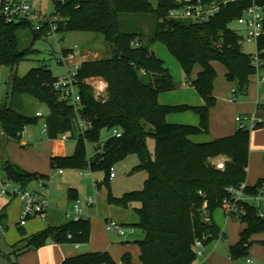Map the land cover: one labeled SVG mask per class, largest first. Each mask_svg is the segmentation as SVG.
Instances as JSON below:
<instances>
[{"label": "trees", "instance_id": "1", "mask_svg": "<svg viewBox=\"0 0 264 264\" xmlns=\"http://www.w3.org/2000/svg\"><path fill=\"white\" fill-rule=\"evenodd\" d=\"M176 6L175 0H159L156 8L149 0H54V15L58 19L40 30H35L31 23H9L0 16L1 66L14 68L32 52L31 48H20L22 31L30 32L34 40L47 37L52 27H56L55 33L91 32L104 36L110 44L111 56L83 62L78 76L84 115L92 120V129L84 134L78 132L74 110L53 89L58 77L47 66L34 68L21 78L12 77L8 98L0 108V125L8 138L20 140L25 128L41 118L23 114L22 96L28 94L45 103L50 110L46 117L48 137L57 140L60 135L73 132V139L77 140L74 154L52 158L53 166L102 171L105 175L97 183L98 188L110 185L117 162L137 155L139 164L134 171H145L148 175L144 188L127 192L121 198L109 194V202L123 208L138 204L134 208L139 219L135 226L144 233V238L136 241L141 264H195L198 261L195 241L200 239L207 245L220 236L219 227L212 221L213 213L220 208L228 187L246 183L249 166L251 131L238 130L233 136L207 143L189 139L210 131V111L217 104L215 62L223 64L226 79L236 84L241 95L249 90L250 78L255 74L251 55L243 51L240 36L229 28L248 4L231 3L203 24L169 19L170 9ZM122 15L154 17L153 32L145 37L139 31H123ZM159 43L179 62L187 82L197 90L204 105L170 106L159 102L160 94L178 88L165 62L153 52L154 45ZM259 50L264 60V36L259 41ZM196 65L201 71L192 80ZM91 82L106 84L108 96L104 100L95 98ZM187 111L199 116L198 127L167 122L168 115ZM114 129L122 133L121 137L112 135L88 158L86 143H99L103 130ZM150 137L156 140L154 155L147 145ZM222 155L229 159L225 170L209 162L210 158ZM3 177L23 189L45 178L10 164L4 165ZM263 189L264 180H260L255 186H247L246 193L257 196ZM242 208L245 215L240 220L246 227L239 242L230 247L233 260L247 256L253 237L264 234L259 208L248 202H243ZM206 215L210 222L205 221ZM6 218L5 209L0 210V225L7 230L3 224ZM19 230L26 236L22 226ZM90 235L91 222L87 218L50 226L23 239L26 244L17 257L51 242L86 243ZM121 260L123 264H132V255L126 253ZM61 264L118 263L108 252H91L67 258Z\"/></svg>", "mask_w": 264, "mask_h": 264}, {"label": "rangeland", "instance_id": "2", "mask_svg": "<svg viewBox=\"0 0 264 264\" xmlns=\"http://www.w3.org/2000/svg\"><path fill=\"white\" fill-rule=\"evenodd\" d=\"M32 2L34 4V9L40 10L44 15H54V0H32ZM149 2L154 8L159 4V0H149ZM120 20L123 31H139L144 33L145 37L151 35L156 23L155 18L148 15H122ZM229 28L232 30H239L240 25L237 22H232L230 23ZM19 42L22 50L31 48L32 52L29 53L24 61L20 62L18 66L14 68L0 65V108L8 98L13 76H18L20 78L24 77L30 70L40 66H47L52 70L55 77L59 78L65 75L67 72L66 61L60 62L59 60L62 57V52L67 55L66 50H79L83 56V62L105 59L112 54L111 46L106 42L104 36L91 32L73 31L68 33H50L47 37L34 40L33 35L30 32L22 31L19 35ZM157 46L159 49L158 54L161 56L160 58L165 60V64L169 67L170 71L176 76L178 75V72L181 71L183 75L184 72L181 70L179 62L171 55L167 47L160 43L157 44ZM242 49L246 54H252L256 50L255 46L247 43L242 46ZM170 58L172 59L171 63ZM214 65L218 73L215 82L216 91L220 92L221 97L227 102V98H232L233 90L238 91L237 86L235 83L229 82L226 79V69L223 64L215 62ZM199 69V65L194 67L191 79H194ZM252 80L253 78L251 77V82H253ZM187 84L189 83L187 82ZM251 85L252 83L250 86ZM105 89L106 92L102 99H105L108 96L107 86ZM237 94V98L241 99L242 95L239 91ZM22 101L23 114L31 118H36L37 113L42 112L44 117H41L37 122L28 125L20 140H14L8 137L6 139L0 125V154L4 165L7 166L10 164L21 170L30 173H38L39 175L44 176V179L33 182L28 188H46L47 192L50 190V201L55 206L57 205L59 210H65L69 201L71 203L75 201L71 200L72 197H70V191L71 188H76L80 191L78 199L83 202H87L88 199L94 200L95 211H99V213L93 214L90 218L91 235L89 242L77 244L66 243L67 245L51 242L48 245L54 244L60 247L65 246V248L72 252L73 255L95 250L102 252L107 251L117 263H120L123 252L128 250L132 255L133 264H139L140 248L135 242L144 238L141 229L130 224L123 225L126 229L130 227L134 229V235L128 234L126 236H120L115 232L109 233L106 229V223L108 221H115L114 217L108 212V207L111 205L126 209L116 204H111L109 202V194L114 198H121L127 192L140 191L144 188L145 181L148 178L147 172L134 171V168L139 164L138 156L130 155L117 162L113 167V172L117 176V179L111 180L109 186L104 184L102 188L98 190L96 189V182H101L103 180L105 175L104 172H92L89 168L73 169L63 166H53L52 158H63L74 154L77 140L71 139L69 141H62L50 139L45 131L46 117L50 113L48 106L28 94L22 96ZM112 135L113 130H103L99 143L87 142L86 149L88 158L93 157L98 148H102ZM147 145L150 152L154 155L156 140L151 137L148 138ZM221 157L227 158L222 155L210 158L209 162L214 166V162ZM61 169L63 170V175L60 173ZM1 175L3 176V171ZM10 183L14 186H18L14 182ZM41 184H43L44 187H41ZM18 199L19 197L11 196L7 191L0 189V210L5 209L8 214L7 218L3 221V224L6 227H9L6 231L7 237H0V264H43L42 259H40L36 253L29 254L28 257L26 256L23 259V261H21V256L26 253L17 257L18 251L26 244L24 240L18 241L20 238V232L18 229V223L20 221ZM253 203L257 206H261L260 202L258 203L254 201ZM137 206L138 204H134L132 206L133 210ZM262 206L264 208V205ZM213 214L215 219H220L224 223L227 222V219H230L223 213L221 208L215 210ZM36 218L29 219L25 226L27 232L30 234L37 232L39 228L42 227V224L39 225V221L42 220ZM234 220L237 222L235 224L236 227L240 228L244 226L240 219L237 218ZM47 223L48 222H46V225ZM236 230L238 229L236 228ZM77 245L78 248L76 247ZM40 249L34 251L36 252ZM250 250L247 256L241 257L236 261H241L243 263L252 260L253 263L256 262L257 264L258 261L263 260L261 255H251ZM199 259L200 258H198V261L195 264H198Z\"/></svg>", "mask_w": 264, "mask_h": 264}, {"label": "built area", "instance_id": "3", "mask_svg": "<svg viewBox=\"0 0 264 264\" xmlns=\"http://www.w3.org/2000/svg\"><path fill=\"white\" fill-rule=\"evenodd\" d=\"M177 6L170 9L168 13L169 19L178 21H188L193 24H203L213 20L227 5L231 3H245L248 6L243 11V15L233 20L240 25L239 30L235 31L239 36V44L245 43L255 46L256 50L251 55L252 66L259 82L264 83V60L262 59V51L259 50V41L264 36V1L263 0H181L176 1ZM0 16L4 17L9 23H21L22 21L31 23L35 30H40L45 24L52 25L58 19L55 15H44L40 10L34 9L32 0H0ZM56 27H52L51 33H55ZM67 55L62 52L60 62L66 61L67 72L62 77H59L53 83V89L60 95L61 100L66 101L74 110L75 124L80 134L92 129V120L84 115V106L82 104L81 93L79 89V72L83 63L81 52L77 49L66 50ZM145 75V72H142ZM94 88V96L98 100H104L102 97L106 92V86L103 83H90ZM236 90L232 92L231 102L236 101ZM38 117H43L42 112L37 113ZM238 130L254 131L260 123L254 115L244 114L239 115L235 119ZM47 124L45 123V131L47 132ZM113 135L121 137L122 133L114 129ZM73 132H67L58 137V140L69 141L73 139ZM229 159L221 157L214 162V167L219 170H225L226 162ZM4 170L0 154V189L7 191L11 196H17L22 202L20 213V226H26L29 219L33 217H45L48 208V199L40 196L37 192L31 189H23L22 187L14 186L1 173ZM63 173V170H60ZM115 173L112 171L111 180L116 179ZM41 187H44L41 184ZM246 184L239 187H228L227 195L224 197L220 208L224 214L230 219H240L245 215V210L242 208V203L247 202ZM202 194V193H200ZM256 200L264 199V189L262 194L253 197ZM94 202L90 200V205ZM206 208V206L204 207ZM259 217L264 219V211L259 210ZM65 218L68 221H79L83 217L82 210L78 203L74 205L72 210L66 211ZM206 222H210L211 218L206 215ZM108 232H117L125 236L134 234L132 227L126 229L122 224L116 221H108L106 223ZM6 229L0 225V235L6 234ZM195 249L198 258L205 254V245L202 240L195 241ZM251 262V261H249Z\"/></svg>", "mask_w": 264, "mask_h": 264}, {"label": "crops", "instance_id": "4", "mask_svg": "<svg viewBox=\"0 0 264 264\" xmlns=\"http://www.w3.org/2000/svg\"><path fill=\"white\" fill-rule=\"evenodd\" d=\"M158 50L159 49H158L157 44L154 45L153 52L156 54V56L160 58L161 56H159ZM162 60L165 62L164 59ZM171 62H172V59L170 58V63ZM200 71L201 69L198 70L194 79L192 80H195L197 78ZM171 73L175 79V82L178 85V88L174 91L165 92V93L160 94L159 102L162 105H170V106H174V105L202 106L204 105V100L198 94L197 90L190 84H187L185 73L182 75L181 71H179L177 76L174 75L173 72ZM225 75H226V72H225ZM252 78H253L252 80L253 82H251V78H250V82L252 83V85L249 87L247 94L242 95L241 99H238L237 98L238 94H236L237 99L234 102H231L229 98H227L228 100H226L227 102H225V100L221 97L220 92L216 91V87H215L214 95L217 98L218 102H217V105L214 108H212L210 111V131L209 133L189 137V139L194 143H207V142H211L217 139H222V138L233 136L238 131V127L235 121L236 117L239 115H244V114L254 115L257 121L261 125L258 129L251 132V137H250L249 166L247 169V180L245 183L246 186H249V187L255 186L260 180H264V83L259 82L258 77L256 75H253ZM167 122L170 124L192 125V126L198 127L200 125V118L194 112L187 111L184 113H175V114L168 115ZM4 137L7 139V136L5 134H4ZM1 159H2V156H1ZM2 163L4 165L3 159H2ZM61 175H63V173ZM97 183L99 182L98 181L96 182V189L100 190L102 187L98 188ZM31 190L37 192L42 197H46L49 201L45 217H40V216L38 218L33 217V218L42 220V221H39V225L42 224V227L39 226L40 228L37 232H40L50 226L55 227V226H59V225L67 223L68 220L65 218V213L66 211L72 210L74 205L77 203L82 210L83 217L89 220L93 214L99 213V211H95L94 200L88 199L87 202H83L78 199L80 196L79 189L71 188L70 197H72V199H77V200H75L72 203L69 201L67 204V208H65V210H59L58 206L57 205L55 206L50 201V196H51L50 190L47 192L46 188H40V187L38 189H31ZM261 194H262V191L257 196ZM247 196H248L247 198L248 203L259 208V210L264 211V208L262 206L264 205V199L256 200L253 198L255 196L248 195V194ZM90 200L94 202L93 205H90ZM18 201H19L18 206H19V217H20V213L22 209V202L20 198L18 199ZM254 201L258 203L260 202L261 206H257L255 203H253ZM50 203L52 206L50 205ZM132 206L133 205H130L126 209H121L119 207H114L110 205L108 207V212L112 215V217H114L117 223L119 222L122 225L130 224V225L135 226L138 223L139 219H138L137 214L134 212ZM212 221L219 227L220 236L214 241L209 242L207 245H205V254L203 257L199 259L198 264H256V262L253 263L252 260H248L247 262L242 263L241 261L233 260L230 257V247L233 245H236L239 242L240 235L246 227L245 224L244 226L238 228L235 225L237 223L235 220L227 219V222L224 223L220 219H215L214 214L212 216ZM46 222H48L47 225H46ZM8 228L9 227L7 226V230ZM19 228H20V225H19ZM236 228L238 230H236ZM23 230L26 232V236H22L19 230L20 238L18 239V241L23 240L26 237L37 233V232H34L30 234L29 232H27V229L25 228V226L23 227ZM115 233L118 234L117 232ZM129 235H134V234H129ZM0 237L6 238L7 233L4 236H0ZM252 241H253V245L250 248L251 255L253 254L261 255L263 260L258 261L257 264H264V234L254 236ZM76 247L78 248V245ZM92 252H102V251L95 250ZM104 252H107V251H104ZM32 253H36L37 256L40 259H42L43 264H61L65 259L77 256V255H73L72 252L68 251L65 248V246L60 247L58 245L52 244V245L44 246L39 251H36V252L33 251V252H28L24 254L23 256H21V261H23V259L26 256L28 257L29 254H32ZM86 253H91V252H86ZM86 253H81V254H86ZM126 253H130V252L128 250H125L121 256V259L123 255H125ZM81 254H78V255H81ZM139 257H140V254H139ZM118 264H123L122 260H120V263ZM139 264H141V262Z\"/></svg>", "mask_w": 264, "mask_h": 264}, {"label": "water", "instance_id": "5", "mask_svg": "<svg viewBox=\"0 0 264 264\" xmlns=\"http://www.w3.org/2000/svg\"><path fill=\"white\" fill-rule=\"evenodd\" d=\"M16 24H19V23H16Z\"/></svg>", "mask_w": 264, "mask_h": 264}]
</instances>
